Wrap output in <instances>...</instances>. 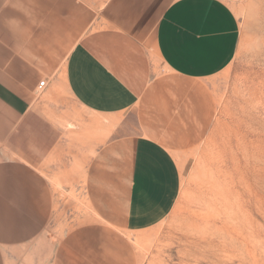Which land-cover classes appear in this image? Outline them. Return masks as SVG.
Segmentation results:
<instances>
[{
	"label": "crops",
	"instance_id": "1",
	"mask_svg": "<svg viewBox=\"0 0 264 264\" xmlns=\"http://www.w3.org/2000/svg\"><path fill=\"white\" fill-rule=\"evenodd\" d=\"M239 40L226 0H0V252L44 233L58 207L50 173L63 145L81 149L100 133L108 143L115 128L141 131L130 141L123 212L78 232L113 238L164 221L181 189L166 136L209 125L208 81L231 65ZM75 235L60 240L55 264L84 255Z\"/></svg>",
	"mask_w": 264,
	"mask_h": 264
},
{
	"label": "rangeland",
	"instance_id": "2",
	"mask_svg": "<svg viewBox=\"0 0 264 264\" xmlns=\"http://www.w3.org/2000/svg\"><path fill=\"white\" fill-rule=\"evenodd\" d=\"M226 1L240 23L236 57L208 81L215 101L209 125L166 136L181 179L168 217L147 231L113 238L96 229L78 232L105 222L114 208L115 216L123 212L130 141L141 131L115 128L108 143L100 133L81 149L63 145L50 173L58 207L39 239L3 248L0 264H55L58 243L75 232L90 249L69 264H264V0ZM156 68L166 73L159 61ZM64 104L61 114L69 119L75 108L68 97ZM62 130L74 137L75 128Z\"/></svg>",
	"mask_w": 264,
	"mask_h": 264
},
{
	"label": "built area",
	"instance_id": "3",
	"mask_svg": "<svg viewBox=\"0 0 264 264\" xmlns=\"http://www.w3.org/2000/svg\"><path fill=\"white\" fill-rule=\"evenodd\" d=\"M45 85H46V81H45V80H44V81H41V82L39 83V86H38V93H40L41 91H43Z\"/></svg>",
	"mask_w": 264,
	"mask_h": 264
},
{
	"label": "bare ground",
	"instance_id": "4",
	"mask_svg": "<svg viewBox=\"0 0 264 264\" xmlns=\"http://www.w3.org/2000/svg\"><path fill=\"white\" fill-rule=\"evenodd\" d=\"M240 149V148H239ZM257 153V152H256ZM262 153V152H261ZM252 155V154H251ZM238 156V155H237ZM262 156V155H261ZM264 157V156H263ZM257 159V158H256ZM245 160V159H244ZM247 161V160H246ZM256 163H257V161H256ZM236 164V163H235ZM251 164H253V162L251 163ZM225 165V164H224ZM254 165V164H253ZM256 170V169H255ZM260 170V169H259ZM212 171V170H211ZM252 171V170H251ZM251 171H250V173H251ZM254 171V170H253ZM252 171V172H253ZM255 173V172H254ZM252 174V173H251ZM242 177V176H241ZM264 181V180H263ZM248 188V187H247ZM250 188V187H249ZM251 189V188H250ZM251 193V192H250ZM261 196V195H260ZM254 197V196H253Z\"/></svg>",
	"mask_w": 264,
	"mask_h": 264
}]
</instances>
